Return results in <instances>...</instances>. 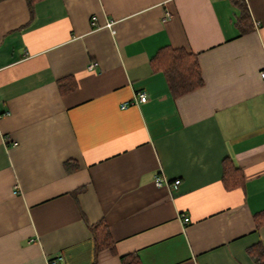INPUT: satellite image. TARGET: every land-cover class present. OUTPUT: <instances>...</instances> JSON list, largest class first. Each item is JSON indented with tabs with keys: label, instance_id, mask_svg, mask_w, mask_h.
Listing matches in <instances>:
<instances>
[{
	"label": "crops",
	"instance_id": "obj_1",
	"mask_svg": "<svg viewBox=\"0 0 264 264\" xmlns=\"http://www.w3.org/2000/svg\"><path fill=\"white\" fill-rule=\"evenodd\" d=\"M244 1L250 28L231 0L0 1V264H254L264 0ZM165 46L197 55L201 86L171 93ZM99 221L112 246L95 251Z\"/></svg>",
	"mask_w": 264,
	"mask_h": 264
},
{
	"label": "trees",
	"instance_id": "obj_2",
	"mask_svg": "<svg viewBox=\"0 0 264 264\" xmlns=\"http://www.w3.org/2000/svg\"><path fill=\"white\" fill-rule=\"evenodd\" d=\"M1 1V0H0ZM37 0H27L30 7ZM239 9L237 24L241 27L250 28V19L247 5L244 0H231ZM247 30V29H246ZM245 32V30L243 31ZM153 68L163 71L171 93L179 96L190 92L202 85L203 80L197 55L186 52L182 48H171L165 46L160 48L151 59ZM73 86H67L71 89ZM222 181L225 188L230 189L243 183L241 173L228 158L223 160ZM261 222V221H258ZM95 243V251L112 246L108 226L103 221L96 222L89 226ZM248 255L254 264H264V252L260 244L252 245L247 249ZM121 264H140L136 253L120 255Z\"/></svg>",
	"mask_w": 264,
	"mask_h": 264
},
{
	"label": "built area",
	"instance_id": "obj_3",
	"mask_svg": "<svg viewBox=\"0 0 264 264\" xmlns=\"http://www.w3.org/2000/svg\"><path fill=\"white\" fill-rule=\"evenodd\" d=\"M91 24H94V19H92ZM112 24H113V22L108 21V22L105 23L104 26L110 28L112 26ZM93 66H94V64L91 63L89 65V68H92ZM260 76L264 77V71H262L260 73ZM145 101H147V94L144 91H138V92L135 93V95L133 96V99L131 101L123 103L121 105V107L125 108L129 104H132V103H144ZM154 183H155L156 186H160L162 184H168V181L164 177H162L160 175H156L155 178H154ZM179 184H180V180L179 179H176V180L172 181L171 183H169V185L172 188H176ZM183 220L185 222L188 221V217H185ZM58 259H59V257L56 258V259H51L49 261V263L50 264H54Z\"/></svg>",
	"mask_w": 264,
	"mask_h": 264
}]
</instances>
